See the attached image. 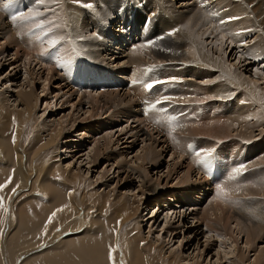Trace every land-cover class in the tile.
Masks as SVG:
<instances>
[{
	"label": "bare ground",
	"instance_id": "6f19581e",
	"mask_svg": "<svg viewBox=\"0 0 264 264\" xmlns=\"http://www.w3.org/2000/svg\"><path fill=\"white\" fill-rule=\"evenodd\" d=\"M143 1H146V4L137 12L136 27L139 26V23L142 25L146 17L151 14V16H153V19H151L150 23V27L152 28V35L149 37V39H153L159 35H163L162 40L159 39L154 45L150 46L151 49L149 47L146 48L147 46L145 48L143 47V49H148L147 51H149V54L147 55H145L146 52H142L143 49L137 51L138 45H136L134 39L132 41H129L127 39L133 37L130 33H127L125 35L123 31L121 32L122 29H125V32H127L126 25H121L122 16L125 11L119 14V9L123 6L124 0H84L85 3H91L93 5L92 9L83 7L81 4L76 3V0H56V2H49L47 8L43 6H37L39 9H44V11L42 12L43 16L48 17L49 20H51L50 17H52L53 19H57V22L58 20L62 21L64 23L63 25L65 26L70 25L66 27L64 26L66 28V31L62 29L63 25L61 24V27H56V25H59V23H55V20L51 25L54 26V31H56V33L54 34L64 35L66 37L71 36L74 39L73 44L68 43L67 52H69V60L66 62L62 61V59L60 58L61 50L58 49V46L56 49H51L47 45L46 41L53 35V33L51 35V32L50 34H48L49 36H46L47 38L42 37L41 40H37L35 35H30L27 26L25 27V29H23L22 27H14V29H11V33H9L8 35L6 32V34L0 33V58L2 55L5 56L6 52L10 51L13 45L14 50L12 53V59H14V62L11 64H20L19 67L13 66L14 70L12 68L10 72L11 74L0 77V85L2 88V90L0 91V118L5 120V122L0 121L2 124L4 123L3 125H5L3 128H0V148L6 151L5 156H3L4 158L10 157V160L17 161L15 164H13L12 162L6 161L2 159V157H0V185H7L3 189H0V197H3V207H0V264H6L1 255L2 247L9 249L8 251L3 250L6 253L5 255H7V258L12 257L11 259L13 262L15 261L20 263L21 261V264H126L125 262H127L128 264H151V261H156L155 264H202V262H199V260L203 258V255H201L200 258H198V256L190 255V258L187 259L184 258L181 252H164L161 237L157 236L156 238H153V226L158 223V221L160 220V216L164 211H167V213L164 216L166 225L163 229L166 230L165 235H167V237L169 235L172 236L176 230L174 224L170 222V220L173 219L174 215L176 217H179L181 221H186L187 226L191 225V232L197 230L198 226L192 227V225L197 220V222L200 221L204 222L205 224L204 226L206 227V232L201 233L203 234V236L208 234L206 235L208 237V240L210 238H217L219 240H217L220 245L218 246L219 249L217 250L216 261L222 260L221 253H223V260H227L225 262L227 264H264V246L259 248L257 247V249L254 250L255 254L252 256V258L249 257L250 249L253 245H255L256 241L260 240L261 238L262 240L264 239V202L259 200L260 198H264V196L259 194L258 190L257 193H254L256 189L255 187H258L259 189H261L260 191L264 192V176L261 175L263 177L259 178L261 179V182H258L255 179V176H257L255 175L256 173H264V138H259L258 136L259 139H257V137H254L255 134H253L254 129H256L257 131V128H263L264 124L262 123L261 119H256L253 123H250L251 117H255L264 112L261 102H259L261 96L259 97V93H257L256 91L264 85V73L262 72L263 69L259 68L258 65L259 70H252L251 75L249 74V77L246 76L247 79L244 77V79L241 80L242 76H239L238 73H236L240 68L239 66L237 70L234 65L229 66L227 64L225 67V64H223L224 62L221 61L220 57H217L213 54L210 55L212 51H209L210 54H207L205 53L207 52L205 48V52H203V47L206 44L205 42L203 47H201L202 45L200 46L201 41L198 43L199 45H196V41L212 39L214 42L211 41V43L213 47H215V50L219 49L218 52L224 53L225 57L227 54L229 57L232 55L233 58V46H229V44H231L233 41L228 42L229 40L227 41L226 38L228 37L227 35L229 34V32L232 36V33L234 31H236L238 35L235 36V33H233L234 37H231L232 39H235V37H241L239 36V34L242 33L240 29L241 25L239 28L241 32L239 31V29L234 30L233 27L228 23L227 24L230 27L228 26V28L223 31V26L225 25L222 22L226 21L228 17H237L239 14L237 13V15H234V13H236L238 9V11L241 12L240 15L244 18V25L242 26V28H245V31L243 30V33L245 32V39H247V36H249L247 41H251L252 39L250 38L256 36L255 42L250 45V47L248 48L249 51L248 53H246V55L250 54L251 57L246 56V58L240 55L237 60L239 63L238 65L242 64V57L244 58L243 62H249L251 66L256 67L258 61L261 60L262 55L264 57V53L262 55L256 54L260 50L264 52V0H139L137 1V4ZM34 2H37V0H33V3ZM32 7L33 8L30 9V11L37 8L34 6ZM53 7L54 9L52 10ZM224 8L228 10L226 11V14L222 15V9ZM235 8L236 11L234 10L235 12L232 13L233 9ZM145 11L148 12L147 15L145 14ZM3 16V11H0V32H4L2 30L6 31L9 27H11L6 24V18ZM243 18H239L240 21ZM233 21H235V19L232 20L231 23ZM113 22L114 26L111 25V27L119 26V28H121L120 35L119 33L115 32L116 29L114 30V28L112 29L109 26ZM105 25L107 26V28L109 27L111 29L109 30L108 28L107 35V29ZM212 25H214L213 28ZM95 27L97 29L95 31L96 33L92 34L91 32ZM173 30L178 31H176L174 35L169 36L168 33ZM19 37H21V39H19ZM80 37H84V39H80ZM106 37L110 39V42L105 40ZM242 37H244V35H242ZM196 38L198 40H196ZM229 38L230 37H228L227 39ZM236 40H239V38ZM227 43L228 45H226ZM243 44L244 43H242L241 46ZM245 44L247 43L245 42ZM132 45H135L137 47L135 51L130 50V47ZM72 47H75L77 49V51L79 52L78 55L71 52ZM98 47H100V55H103L107 52V56L114 60L112 64L116 63V61H119L118 65L116 64V67L112 66L111 72L115 73L118 78L125 79L127 82L122 83L123 86L116 85L117 83H115L114 85L109 84V88H122V90H125L128 94L129 92L125 89V87L131 81H135V88L139 89V92L142 93L145 91L144 85L139 84L143 83V78L141 76L143 75V73L140 72V68H144L145 65L162 64L163 70L169 73H173V76L168 78L170 80H168L170 82V85L171 80H173L176 83H179L180 90L183 89V87L196 88L198 84L197 81L195 82L194 80L195 76L210 79L212 77H216L215 79L217 83L214 86L208 88L201 87V90L203 93V98L205 97V99L209 100V102H207L208 104L211 103V108H213V106L217 107L218 105V108L225 111L221 116L219 115V118H221L220 120H222L221 122L223 123V126H221V128H215L216 126L221 124H219V122L217 121L218 119H216L214 120V122L217 121L218 124H216V126L213 125L214 122L212 115H202L203 117L197 120V117L193 119L192 117L190 118L189 115H186V117L184 118L181 117L182 119L180 121L179 119H177V121L173 122V124L169 126V124L166 122V117L172 115L171 112H169L165 116L163 122L161 120L162 123H157L159 127L161 126L165 128V131L158 128V142H156V139H153L154 135H151L148 130H144L140 126L137 127L139 129L141 128L139 131L140 133L142 132L141 136H147V139H150H148L147 141L152 142V147L154 145L156 147L155 149L158 148V143L164 144V142L161 141V139L163 138L161 133H165V135L167 134L169 136H172V134H183V137L185 139L193 136L195 133L199 135H209V139L213 142V144H215L218 139L216 138L214 131L218 129L219 131H217L216 133L222 139L224 137H230V139L233 138L234 141H236L234 142L235 146H231V149H219L220 151H216L217 157H220L221 160L228 158L229 164L221 168L220 172H224L223 175L220 178L213 180L214 194H212L213 198H211L209 202L211 204L208 205V207H211V210L205 211L200 219L195 215L196 208L192 209L193 207H191L185 200V198L182 197V195L175 189H173V194L171 196H165L166 201L168 202V208L164 210L165 206L162 205L161 201V198L164 196V194L160 189V186H151L147 185V183L142 182V185L140 186L142 189L138 195H140L141 197L145 194L147 195H145L144 199H138L137 201H135V197L133 195H128L132 192H117L115 188L110 187L111 183H107L106 180H104V175H107L110 172L108 167L105 169V171L100 172L99 174L97 173V179L93 181V179H91L89 176L90 172L99 168L100 161H106L107 163H109L110 160L103 153V150L101 152V149H97L95 146L91 147L90 153L81 156H86L88 160L86 164L87 169L85 171L87 174H85V172L83 173L81 169L83 165L81 164L71 171H64L62 170L63 168L60 169L58 167V161L61 160L62 155H66L68 152V156L70 153H73L77 150L71 148V142H74L71 140L73 139L71 138L70 140H67L68 137H66L67 131L69 129L73 130L74 128H76V125H74L73 123L72 125L64 121L63 118L57 121L48 122L47 110L50 109L48 101L46 103V109L43 110L41 117H36L41 103L43 102V100H46L45 97L35 92V88L37 86L36 83L41 84V81H43L44 83L48 84V89L53 87L56 83H64L65 78L64 74H61L62 67L60 66L65 65L66 67L69 63L77 58H82L86 62L97 66V64L99 63V59L95 54V49H97ZM62 49L64 50V47H62ZM23 50H26L29 53ZM50 52H55L56 55L49 63L45 61L44 56L45 54H49ZM218 52L216 51V54ZM41 53L45 54L41 55ZM237 56L232 60L237 59ZM62 58L66 57L64 56ZM3 59L4 58H2V60L0 61L1 69L2 66H10V64L8 63H1L3 62ZM57 61H59V63H57ZM190 62H194V64L196 65H189L188 63ZM37 65L39 66V70L35 71V69H37L35 68ZM244 65L245 64H243L241 67L244 68ZM33 66L34 70L32 69ZM23 68L25 70L20 71ZM74 68L77 67L74 66ZM161 73L163 75V72L161 71L159 72V75H161ZM133 77L135 78L134 80H132ZM103 79H106L109 82L107 77L104 76ZM201 82L198 83L201 84ZM62 86H64V84H61L59 88L54 89L61 91L63 89ZM201 86H203V84ZM104 89L105 87H103V90ZM238 89H240L241 91L239 95ZM94 90L95 89H88L87 87H85L82 92L86 93L77 95V98H79L80 107L82 105H89L87 106V112L85 113L89 115L87 121L94 119V112H99V110H102V108L106 107L107 112L111 111L112 108H115L114 103L118 101V97L120 96L116 93L118 97L115 96V99V97H113V92L115 91H113L112 93L108 94L101 92V97H99L97 93L98 91L95 90L96 93L94 94ZM193 90L191 91L193 92ZM198 90L200 91V89ZM44 92L45 88L43 87L42 93ZM69 92H71V90H69ZM188 92L189 91H187V94ZM192 92L190 93L191 95ZM187 94L183 96L189 97L190 95ZM72 95L74 96L76 94L72 92L71 95L68 96V98H72ZM134 95L137 96L138 94L134 93ZM178 96L181 95L179 94ZM242 96L246 98V100H244L246 101V104L241 103V101L243 102V100L239 98H241ZM195 98L194 101L197 102L194 103H198L199 99L195 100ZM203 98H200V100ZM119 99V103L121 105L124 104L125 106V109L122 112L124 114V117H122L121 119H126L129 121V115L131 114L129 110L131 107H128V104L130 100L128 101L129 98L127 97V95H123L119 97ZM56 101L57 99H55L54 103ZM203 101L207 100L203 99ZM189 102L193 104V102H191V99ZM120 104L119 106H121ZM131 104L134 105V102H130L129 106H131ZM177 104L179 103L177 102ZM136 106L139 107V105L137 104ZM172 109H174V107ZM189 111L190 108L188 112ZM202 112L204 111L202 110ZM194 114L191 115L193 116ZM173 115L177 116L176 113H174ZM205 119H207L208 122H206ZM16 124L18 125L15 126ZM172 128H174L175 130H169ZM27 129L29 133H31V135L36 134L34 133V131L37 132L36 137L31 140V143H29L30 145H32L31 153L28 151L30 154L23 152L20 147L21 142L23 141L25 130ZM262 131L264 133V130ZM2 133H4V135H2ZM196 135L194 136L196 137ZM198 137L200 138V136ZM172 141L173 140H171V142ZM182 141H184L183 138ZM221 141L219 143H221ZM174 142L175 141H173V143ZM197 142H199V140ZM202 142L205 143V141ZM21 146L23 148V145ZM75 147H83V143L78 142L76 143ZM238 147H244L243 152H239ZM34 148L36 149L33 150ZM198 148L201 149L200 147ZM150 149L146 150L148 152L143 155V157H141L140 155V157L138 156L139 158L137 159L141 160L142 162L139 168L145 171L146 168L144 164L155 165L157 163L158 157H161L162 159L161 155H163L162 151L160 153H157V150L150 151ZM43 150L46 152H50V154L52 153L54 162L52 163L51 161V163H49L48 159L46 158L47 160L44 161V163H46L44 164V169L46 172L44 174L36 176V178L33 179V168L35 164L34 155H36L37 152ZM32 154L33 158L31 157ZM180 155L181 157H176V155H174V152L172 153V161H174V163L172 165H169V168L171 166H184V162L183 164H179L181 163L183 157L182 153ZM191 156L196 155L192 154ZM242 156L243 158L249 157L248 160H246L247 162H250L248 163L250 164V166L248 165L249 167H247V169L249 168V170L247 171H245L246 168L243 164L246 161H243ZM81 157L80 159H82ZM25 158L28 159V161H26ZM176 159L181 161H178ZM199 159L200 157H198V160H194L199 161ZM195 163L196 162L192 164ZM109 165L110 164H108V166ZM158 165L159 164H157V166ZM237 167H243L244 169L240 174L237 175L236 179L233 180L230 177L234 169ZM253 170L255 171L251 173ZM60 174L63 175L64 178L60 176ZM191 174V169L187 168V171L183 176H181L180 179L176 177L179 180L178 185L183 186L185 189L189 188V190L185 191V194L188 193V198L190 197V192H194L200 189V186H198L199 184H195L197 180H195V182L193 181V186L189 187L187 185L188 183H192V178L190 177L192 176ZM197 175L200 177L202 176L200 175V171ZM138 179H141L140 175H138ZM39 184L40 186H38ZM144 185H147L146 188H144ZM250 185H252L253 188H250ZM99 186L103 188L102 191L98 189ZM220 187H224L229 191L230 195L227 200L230 202H226L219 196L218 193ZM184 188H182L181 190H184ZM40 192H44V200L42 201L39 199V203V200H36V193ZM78 192H81L82 195L78 194L80 196V199L77 198V200L76 196L78 195L76 194ZM206 193H204V195ZM240 193L241 196H235L237 194L240 195ZM254 194H258L259 196H250ZM147 196H149V198L152 197V199H157L160 208H157L156 206L157 211L155 213H152L151 216L145 220L146 215L143 217L140 215L142 210V203L146 204L148 208L151 202V199H148L146 201ZM17 198L21 199V201L18 204H15L14 200ZM167 198H170V200H168ZM252 198H255L256 200ZM203 199H205V197H203ZM131 200H133L132 203ZM173 202H176L177 205H172ZM214 202L216 203V206L214 205ZM82 203L87 206L88 209H86V211L89 209H94L95 212L98 213V215L102 214V220L95 219L92 225H88L87 229H85L84 231H76L74 233L71 232L69 234H65V231L69 228H79L80 221L83 222L82 219L84 217V219H86V216H83L86 215V213L81 212V209L79 208L80 204ZM237 204L238 215H245L244 219L246 221L243 222V220H241L242 222H240V220H238V223L237 225H235L234 230L224 231L223 236H220L218 233L216 234V236H209L211 232L223 230V228H220L218 225H214L213 221L209 217L213 216L216 212L219 211V215L216 216L215 219H217L218 221H222L223 224H225L224 219L226 215L224 214V211H229L231 207L233 208V206ZM57 209H62V211H56ZM162 209V213H159V211ZM82 210H84V208ZM53 212H57L58 216L55 218V220L52 219L51 223H49V218L52 217ZM208 212H210V214ZM105 216H107V218H105ZM191 216H193V221L189 220ZM130 221L136 222L133 223V226L131 224L129 225V227H133L132 230L127 232L126 237H123V235L121 236V226L124 222L127 224ZM149 221H152V226L149 227L150 230L148 232V235L142 236L141 232H138L141 228L137 225L138 223H147ZM63 222L66 223L65 225H63V228H61L60 223ZM226 222H228V219L226 220ZM113 223H115L116 225L112 226ZM46 226L48 227L47 231L44 230ZM58 226L61 229L55 228ZM64 228L65 230L62 232ZM237 232L238 235H236ZM262 232L263 236L260 237ZM58 233H60L61 236L58 235ZM234 235H236V237L238 236L237 239L233 238ZM241 235L246 238V241L242 248H238L237 240ZM170 238L171 237H169V240ZM176 238H178V242L181 243L180 247L182 249L184 247L183 241L185 240V237L181 238V240L180 236H176ZM229 241L230 248H233L232 251H228L226 249L225 244H228ZM35 245L37 246L32 248V246ZM19 249H21V251H26V254H24V259L21 258V251L20 254L18 252ZM220 250L222 251L220 252ZM235 251L237 252L236 257H230L231 255L235 254ZM110 253L112 257L111 259ZM151 254L155 255L154 258H151ZM156 255H159V258H157ZM158 260L162 263L158 262ZM207 264H211V262H208Z\"/></svg>",
	"mask_w": 264,
	"mask_h": 264
},
{
	"label": "rangeland",
	"instance_id": "374dc122",
	"mask_svg": "<svg viewBox=\"0 0 264 264\" xmlns=\"http://www.w3.org/2000/svg\"><path fill=\"white\" fill-rule=\"evenodd\" d=\"M32 3H33V0H32ZM34 3H37V2H34ZM238 5V4H237ZM37 6H41V5H37ZM37 6H34V7H37ZM33 8V7H32ZM32 8H30V9H32ZM38 8V7H37ZM56 8V7H55ZM237 8H238V6H237ZM30 9H29V11L27 10L26 11V14L28 13V12H30ZM54 9V7L52 8V10ZM224 9H226V8H224ZM42 12L44 11V9L43 8H41L40 9ZM236 11V8L235 9H233V11H232V13L233 12H235ZM231 13V14H232ZM237 13L240 15L241 14V12H239L238 11V9H237V12L236 13H234V15H237ZM145 14L147 15L148 14V12H146L145 11ZM238 15V16H239ZM237 16V17H238ZM236 17V16H235ZM51 18V20H52V24L54 23V20H55V23L57 22L56 20L57 19H53L52 17H50ZM239 18H243L241 15L239 16ZM236 21V22H235ZM235 21H233L232 23L231 22H227V20L226 21H223L222 23L225 25V26H223L224 27V29H223V31H225V29L226 28H228V24H230L232 27H233V29L235 30V29H239L240 28V25H241V31H242V33H240L241 31H240V29H239V33L241 34H239V36H241L242 37V35H244V37H242V39H241V37H238L239 38V40H236V39H238L237 37H235V41L231 38V37H234L233 36V33H235L234 35L236 36V35H238V33H236V31H234L233 33H232V36H231V34H230V32H229V34H230V36H229V34L227 35L228 37H230L229 39H227L226 38V40L228 41V42H231V41H233L231 44H229V46L230 47H232L233 46V55H234V57H236L237 55V59H234V60H232L233 58H232V55L229 57L227 54H226V57H225V55H224V53H221V52H218V50L219 49H216L215 50V47H213V45H212V43H211V41L212 42H214L212 39L210 40V39H205L204 41L203 40H199V41H196V45H199L198 43L200 42L201 44H200V46L201 47H203V45L205 44V45H207V46H205L204 45V47H203V52H205V50L207 51V52H205V53H207V54H210V52H211V54L210 55H215V56H217V57H220L221 58V61H223L224 63L223 64H225V67H226V65L228 64L229 66L230 65H234L235 66V68H236V70L238 69V66L240 67L238 70H237V72L236 73H238V75L240 76H242V78H241V80L242 79H244V77L247 79V77L246 76H250L251 75V71L252 70H259V68H261V69H263L262 70V72L264 73V57H263V51L262 50H260V51H258V53H256L257 55H262V58H261V62L260 61H258V63H257V65H256V67H253V66H251L250 64H249V62H243V60H244V58H242V57H251V55L249 54V55H246V53H248V51H249V47H250V45H252L254 42H255V40H256V36H253V37H251L250 39H252L251 41H247L248 40V38H249V36H247V39H245V32L243 33V30L245 31V28L243 29L242 28V26L244 25V18L240 21V19L238 20H236L235 19ZM20 25H19V24ZM59 23V25L61 24V25H63L64 23L62 22V21H59L58 20V22H57V24ZM103 23V22H102ZM105 23H106V21H105ZM221 23V24H222ZM228 23V24H227ZM242 23V24H241ZM6 24L8 25V26H11V27H9L6 31L5 30H2V31H4V32H0V33H7V35L9 34V33H11V29H14V27H21V22H19V21H17V22H11V21H9V20H7L6 19ZM12 24H13V26H12ZM52 24H50V25H48V26H50L51 28H52V32H51V35H52V33L54 34V33H56V31H54V26H51ZM237 24H238V26H237ZM111 25H113L114 26V22L112 23V24H110L109 26L111 27ZM138 25H140V23L138 24ZM65 25H63L62 26V29L64 30V31H66V26L64 27ZM111 27L112 29L114 28V30L116 29V31L115 32H117V33H119V35H120V30H121V28H119V26H117V27ZM213 26L214 25H212V28H213ZM237 26V27H236ZM5 27V26H4ZM26 27V26H25ZM25 27H22L23 29H25ZM105 27H106V35L108 34V28H107V26L105 25ZM208 27V26H207ZM230 27V26H229ZM4 29V28H3ZM27 29L29 30V28L27 27ZM99 29V28H98ZM215 29V28H214ZM33 31H35V29L33 28L32 29ZM97 29H96V27L93 29V31L91 32L92 34H94V33H96L95 31H96ZM109 30H111L110 28H109ZM232 30V29H231ZM230 30V31H231ZM119 31V32H118ZM123 31V33L125 34V29H122L121 30V32ZM247 31V30H246ZM232 32V31H231ZM5 33V34H6ZM247 33V32H246ZM50 34V33H49ZM50 35V36H51ZM56 35V34H55ZM114 35H115V33H114ZM119 35H116V36H119ZM47 36H49V35H47ZM112 36H113V34H112ZM43 38H47L46 36H43ZM127 39H129V38H127ZM149 39V38H148ZM147 39V40H148ZM246 41H245V40ZM47 40V39H46ZM45 40V41H46ZM105 40L106 41H108V42H110V39L108 38V37H106L105 38ZM196 40H198L197 38H196ZM209 40V41H208ZM244 41V42H242V41ZM205 42V43H204ZM236 42V43H235ZM238 42V43H237ZM245 42L247 43V44H245ZM210 45H209V44ZM242 43H244L242 46H241V44ZM62 44H64V45H62ZM62 44L61 45H58V49H60L61 50V54H60V58L62 59V61H68L69 60V57H68V54H69V52H67V50H68V43H65V42H62ZM66 44V45H65ZM100 44H101V42H100ZM239 44V45H238ZM136 45H138L137 43H136ZM226 45H228V43L226 44ZM249 45V46H248ZM20 46V45H19ZM21 46H22V43H21ZM20 46V47H21ZM239 46H241V47H239ZM62 47H64V50L62 49ZM146 46H144V48H145ZM150 48V46H147L146 48ZM206 48V49H205ZM214 48V49H213ZM227 48V47H226ZM246 48V49H245ZM151 49V48H150ZM205 49V50H204ZM238 49V50H237ZM13 50H14V46L12 45V49L10 50V51H8V52H6V54H5V56H1V58H0V61L2 60V58H4L3 59V62H1V63H5V64H10V66H2V69L0 68V77H3L4 75H8V74H11L10 72H11V70H12V68H13V66L14 67H19L20 66V64L18 65H12L11 63H13L14 61V59H12V53H13ZM96 51H95V54L97 55V58L99 59V63L97 64V66H95V67H98L101 71L100 72H105L104 73V75H103V77L105 76V77H107V79L109 80V82L106 80V79H104V80H106V85L104 86L105 87V89L104 90H107V92H104L103 90H100V88H96L95 90L96 91H98L97 93H98V95H99V97H101V94L104 92L105 94H108V93H112L113 91H115V92H113V97H118V95H120L119 97H121V96H125V95H127V97L129 98L128 99V101L130 100V102H134V105H132L131 104V106H129L130 105V102H129V104H128V107H131L130 108V120L128 121V120H126V119H121L122 117H124L123 115V110L125 109V106H124V104L123 105H121L120 103H119V97H118V101L117 100H115V101H117V102H115L114 104H115V108H112V110L111 111H108L107 112V110H106V107L105 108H102V110H99V112L97 111V112H94V115H95V118L94 119H92V120H88L87 121V119L89 118V115L88 114H85L86 112H87V106H89V105H82L81 107L79 106V98H77V95H79V94H82V93H86V92H82L83 91V89H80V90H75L74 89V87H72L73 85H71L70 83H68L67 81H66V79H65V81H64V83H56L53 87H51L50 89H48V84H46V83H44L43 81H41V84H39V83H36V88H35V92L36 93H38V94H40L41 96H43V97H45L46 98V100H43V102L41 103V106H40V109L37 111V114H36V117L38 116V118H40L41 117V115H42V112H43V110H45L46 109V103H47V101L49 102V107H50V109H48L47 110V121L48 122H53V121H57V120H59V119H62L63 118V120L64 121H66V122H68V123H70V124H74V125H76L75 127L76 128H74L73 130H71V129H69L68 131H67V133H66V137H68L67 138V140H70L71 138L73 139V140H71V141H74V142H71V148L72 149H77L75 152H73V153H70L68 156H67V154H68V152H67V154L65 155H62L61 156V160L60 161H58V164H59V168L60 169H62V170H67V171H71V170H74V168H77L80 164L81 165H83V167L81 168L82 169V171H83V173L86 171V169H87V166H86V164H87V158H86V156L85 157H81V156H84L85 154H87V153H90V150H91V147L92 146H95L97 149H101V152H102V150H103V153L107 156V158L108 159H110L109 160V163H107L106 161H100L99 162V168L98 169H96V170H92V172H90V178L91 179H93V181H95L96 179H97V173L99 174L100 172H103V171H105V169L108 167V169L110 170V172L107 174V175H104V180H106V182L107 183H111V185H110V187H112V188H115L116 190H117V192H120V193H127L128 191H130V192H132V193H130V194H128L129 196L130 195H133L134 197H135V201H137L138 199H144L145 198V195H147V194H145V195H143L142 197L140 196V195H138L139 194V192L141 191V185H142V182H144V183H147V185H151V186H160V189L163 191V194H164V196L161 198V201H162V205L163 206H165L164 207V210H166V208H168L167 207V201H166V198H165V196H171L173 193V189H175L177 192H179L181 195H182V197H184L185 198V200L188 202V204L191 206V207H193L192 209H195L196 210V212H195V215H196V217H198L199 219L201 218V216H203V213L205 212V211H207V210H211V207L209 206L208 207V205L209 204H211V203H209L210 202V200H211V198H213L212 197V194H214V191H213V183H210V182H208L206 179H204L203 178V176H198L197 174L198 173H196L195 172V169L193 168L194 167V164H192V163H194V162H198V161H196V160H194V159H197L198 160V156H191L192 154H195V152H189L188 150H187V148L186 147H184V146H186V144L188 143V142H190V144L192 143L193 144V147L195 148L194 150L197 152V151H201V150H204V148H206V149H209V148H212V147H214L215 149L216 148H218V149H225V150H227V149H231L232 147L231 146H235L234 145V142H236V141H234V139L233 138H231L230 139V137H224L223 139L220 137V136H218V134L216 133L217 131H219L218 129H216L215 131H214V134H215V136H216V138L218 139V141L215 143V144H213V142L209 139V135H202V134H197V133H195L194 135H198V136H200V138L196 135V137L193 135V136H191V137H188V138H184L183 137V134H180V135H174V134H172V136L170 137L169 135H165V133H161L162 134V136H163V138L161 139V141L162 142H164V144L166 145H164L163 143H158V148L157 149H155L156 147L153 145V147H152V142H149V141H147L148 139H147V136H141V134H142V132L140 133L139 131H140V129L142 128V129H144V130H148V132L151 134V135H154L153 136V139H156V142H158V139H159V137L157 136V132H158V128L159 129H163V131H165L164 129L165 128H163V127H159V125L158 124H155L154 123V125H156L155 127H157V128H155L154 127V125H153V123H149V121H146V119L144 120L143 118H142V113H141V110L139 109V107L141 106V104H139L138 102H136L137 100L134 98L135 96H132L130 93H131V91H128L129 92V94L125 91V90H122V88H119V89H117V88H109V84L110 85H114L115 83H117L116 85H120V86H123L122 85V83H124V82H126V80L125 79H121V78H118L116 75H115V73H113V72H111V68H112V66H114V67H116V64L118 65V63H119V61H116V63H114V64H112V62H114V60H112L110 57H108L107 56V52L106 53H104L103 55H100L101 53H100V47H98L97 49H95ZM148 50V49H147ZM146 49H143L142 50V52L143 53H145V55H147V54H149V51H147ZM1 51V50H0ZM23 51H25V52H27V53H29L28 51H26V50H23ZM133 51H135V50H133ZM210 51V52H209ZM216 51L218 52L217 54H216ZM229 51V50H228ZM67 52V53H66ZM215 52V53H214ZM65 54V55H64ZM235 54H236V56H235ZM244 56H243V55ZM66 57V58H62V57H64V56ZM240 55L242 56L241 57V59H242V64H240V65H238L239 63H238V57H240ZM101 56V57H100ZM104 56H105V58H104ZM225 58H224V57ZM103 57V58H102ZM246 57V58H247ZM106 58H107V60H106ZM227 58V59H226ZM104 60V61H103ZM106 60V61H105ZM225 60H226V62H225ZM71 62V61H70ZM253 63H254V61H253ZM70 64V63H69ZM68 64V65H69ZM103 64V65H102ZM108 64V65H107ZM189 65H191V64H193V65H196V64H194V62L193 63H188ZM243 64H245L244 66V68L243 67H241ZM39 65V64H38ZM36 66L35 68H37V69H35V71L37 70H39V66ZM67 65V66H68ZM258 65H259V68H258ZM12 66V67H11ZM66 66V67H67ZM60 67H63V68H65V65L64 66H60ZM104 67V68H103ZM193 67V66H192ZM107 68V69H106ZM246 68V69H245ZM33 70H34V66H33V68H32ZM109 69V70H108ZM116 69V68H115ZM13 70H14V68H13ZM25 69L23 68V69H21L20 71H24ZM63 70L64 69H62V73H63ZM108 70V71H107ZM243 70H244V72H243ZM247 70V71H246ZM241 71V72H240ZM2 74V75H1ZM170 74H173L172 72L170 73ZM243 74V75H242ZM250 74V75H249ZM161 75H162V73H161ZM218 76V75H217ZM64 78H65V75H64ZM189 78H191V77H189ZM189 78H186V79H189ZM195 78V79H194ZM193 79L195 80V82L197 81V86H196V88L195 87H193V88H187V87H183V89H179V83H176L175 81H173V80H171V85H170V80L167 78V77H165L164 79H165V81H166V87H168V89H170V90H172V91H175L176 93V95H181L182 97H184L183 95H186L187 94V91H189L188 92V94L187 95H190V96H193L194 94H196V95H194L193 97H186L185 96V98L186 99H179L178 97H181V96H178L177 98L175 97L174 99H172L171 101H168L167 103H169V104H167L166 105V109H172L173 107H174V109H178L179 111H180V113H176L177 114V117H178V119H179V121L182 119V118H184V117H186V115H189L190 116V118L192 117L193 119H195L196 117V120L197 119H201L203 116H208V115H212V117H213V122H214V120H216V119H218L217 121L219 122V124H221V125H218V126H216V124H218V122L216 121V122H214L213 123V125H215L216 127L215 128H221V126H223V123L221 122L222 120H220L221 118H219L225 111L223 110V109H220V108H218V105H217V107L216 106H213V108H211L210 107V104L211 103H207V102H209V100L208 99H205V97L203 98V93H202V90H201V87H205V88H208V87H212V86H214L217 82H216V77L214 78V77H212L211 79L210 78H203V77H199V76H195ZM215 80H214V79ZM197 79V80H196ZM202 79H204V80H202ZM169 80V81H168ZM200 80V81H199ZM209 80V81H208ZM214 80V81H213ZM111 81H113V82H111ZM128 81V80H127ZM202 81V82H201ZM204 81H206L207 83H209V84H207L206 82H204ZM212 81V82H211ZM183 82V81H182ZM198 82H201V84L200 83H198ZM264 82V81H263ZM44 83V84H43ZM119 83V84H118ZM127 83V82H126ZM130 83H135V81H131ZM174 85H173V84ZM61 84L63 85L64 84V86H62L63 87V89L61 90V91H59V90H55L54 88H59V86H61ZM203 84V86H201ZM206 84V85H205ZM4 85V84H3ZM136 85V84H135ZM172 85L174 86L173 88H172ZM205 85V86H204ZM46 86V87H45ZM56 86V87H55ZM137 86H138V84H137ZM136 86V87H137ZM177 86V87H176ZM43 87L45 88V92L44 93H42V89H43ZM67 88V89H65V88ZM176 87V88H175ZM199 87V88H198ZM263 87V88H262ZM184 88H187V89H184ZM140 89H141V87H140ZM190 89V90H189ZM194 89V90H193ZM198 89H200V91L198 90ZM2 90V88H1V85H0V91ZM50 90V91H49ZM68 90V91H67ZM69 90H71V92H69ZM94 90V91H95ZM136 90V91H135ZM191 90H193V92L191 91ZM59 91V92H58ZM93 91V93L95 94L96 93V91L94 92ZM135 91V92H134ZM134 93H136V94H139V93H141V92H139L140 90L139 89H136L135 87H134ZM180 93H179V92ZM186 91V92H185ZM198 91V92H197ZM257 91V93H259L258 94V96L260 97V99H259V102H261V105H262V107H263V109H264V85L263 86H261L259 89H257L256 90ZM48 92V93H47ZM56 92H58V93H56ZM68 92H69V94H68ZM75 93L76 95H72V98L71 97H69L68 98V96H70L71 95V93ZM102 92V93H101ZM183 92V93H182ZM192 92V95L190 94ZM195 92V93H194ZM240 89H238V95L240 94ZM45 93H47V94H45ZM60 93H61V95H60ZM67 94V96H66V94ZM101 93V94H100ZM118 95H117V94ZM184 93H186V94H184ZM202 93V94H201ZM43 94H45V95H43ZM58 94V95H57ZM114 94H116V95H114ZM174 94V95H175ZM198 94V95H197ZM261 94V95H260ZM175 95V96H176ZM200 95V96H199ZM50 96V97H49ZM57 98H56V97ZM202 96V97H201ZM43 97H41V98H43ZM48 97V98H47ZM116 97H115V99H116ZM196 97V98H195ZM198 97V98H197ZM52 98V99H51ZM188 98H189V100H188ZM194 98H195V100H198L199 99V101H198V103H194V102H197V101H194ZM200 98H203L204 100H207V101H203V99H201L200 100ZM55 99H57V101L54 103V101H55ZM63 99V100H62ZM190 99H191V102H193V104L192 103H190L189 101H190ZM239 99H242L243 100V102L241 101V103L242 104H246L245 102L246 101H244V100H246V98L245 97H241V98H239ZM12 100H13V98H12ZM136 100V101H135ZM179 103V104H177V102ZM185 101V102H184ZM109 102H111V101H109ZM174 102V103H173ZM121 105V106H119V104ZM182 103V104H181ZM184 103V104H183ZM185 103H187V104H185ZM201 103V104H200ZM74 104V105H73ZM136 104L137 105H139V107L138 106H136ZM177 104V105H176ZM189 104V105H188ZM191 104V105H190ZM198 104V105H197ZM205 104V105H204ZM125 105H127V104H125ZM169 105H170V107H169ZM181 105V106H180ZM187 105V106H186ZM193 105V106H192ZM63 106V107H62ZM74 106V107H73ZM117 106H118V108H117ZM176 106V107H175ZM177 106H180V107H177ZM188 106H190V107H188ZM195 106H196V108H195ZM198 106V107H197ZM124 107V108H123ZM168 107V108H167ZM182 107V108H181ZM200 107V108H199ZM202 107V108H201ZM215 107V108H214ZM180 108V109H179ZM185 110H184V109ZM189 108H190V111L188 112V110H189ZM198 108V109H197ZM184 111H183V110ZM117 110V111H116ZM202 110L204 111V112H202ZM213 110V111H212ZM215 110V111H214ZM120 111V112H119ZM182 111H183V114H182ZM187 111V112H186ZM201 111V112H200ZM113 112H115V113H113ZM119 112V113H118ZM185 112V113H184ZM217 112V113H216ZM188 113V114H187ZM195 113V114H194ZM198 113V114H197ZM204 113V114H203ZM209 113H211V114H209ZM213 113V114H212ZM264 112H262L260 115H257V116H255V117H251V122L250 123H253L256 119H261V121H262V123L264 124V114H263ZM116 114V115H115ZM118 114V115H117ZM191 114H194V115H196V116H192ZM201 114V115H200ZM179 115V116H178ZM203 115V116H202ZM215 115H216V117H215ZM220 115V116H219ZM259 116V117H258ZM182 117V118H181ZM200 117V118H199ZM218 117V118H217ZM109 118V119H108ZM253 118H255V119H253ZM0 119H2V118H0ZM135 119H137V120H135ZM73 122H72V121ZM76 122H75V121ZM1 122H5V120L4 119H2V120H0ZM71 121V122H70ZM145 121V122H144ZM205 121L206 122H208V120L207 119H205ZM0 122V128H3L5 125H3L2 123ZM148 124H150V125H148ZM75 123H77V124H75ZM72 124V125H73ZM3 125V126H2ZM18 124H16L15 126H17ZM212 125V124H211ZM138 126H140L141 128L139 129V128H137ZM264 126V125H263ZM152 129V130H151ZM172 129H174V128H172ZM172 129H169V130H171V131H174V130H172ZM208 130H209V128H208ZM262 130H264V127L262 128V127H259V128H257V131H256V129H254L253 130V134H255L254 135V137L256 138L257 137V139H259V138H264V133H263V131ZM29 133V131H28V129L27 130H25V133H24V136H23V141L21 142V145H23V148H22V146L20 145V147H21V150L23 151V152H25V153H27V154H30L31 153V146L32 145H30L29 143H31V140H33L34 139V137H36V135H37V132H35L34 131V133H36V134H32L31 135V133H27V132ZM76 131V132H75ZM255 131V132H254ZM175 133H177V132H175ZM137 134H139V135H137ZM160 134V135H161ZM207 134V133H206ZM2 135H4V133H2ZM1 135V136H2ZM29 135V136H28ZM44 135H46V134H44ZM260 135H262V136H260ZM75 136V137H74ZM135 136V137H134ZM138 136V137H137ZM166 136V137H165ZM178 136V137H177ZM179 136H181V137H179ZM258 136H259V138H258ZM158 137V138H157ZM168 137V138H167ZM176 137V138H175ZM193 137V138H192ZM205 137V138H204ZM218 137H220V138H218ZM138 138V139H137ZM166 139V141H165V139ZM171 138V139H170ZM172 138H174V139H172ZM182 138H183V140L184 141H182ZM192 138V139H191ZM226 138V139H225ZM164 139V140H163ZM204 139H206V140H204ZM223 140V141H221V140ZM229 139V140H228ZM102 140V141H101ZM137 140V141H136ZM150 140V139H149ZM171 140H173V141H175L174 143H173V141L171 142ZM187 140H188V142H187ZM199 140V142H197ZM201 140V141H200ZM208 140V141H207ZM221 141V143H219L220 141ZM225 140V141H224ZM144 141V142H143ZM176 141H177V143H176ZM181 141H182V145H181ZM202 141H205V143L204 142H202ZM78 142H81V143H83V147H78V148H76L75 146H76V143H78ZM212 142V143H211ZM185 143V144H184ZM217 143H218V145H217ZM100 144V145H99ZM184 144V145H183ZM197 145V146H196ZM218 146V147H215V146ZM150 146V147H149ZM178 146V147H177ZM205 146V147H204ZM163 147H164V149H163ZM188 147V146H187ZM197 147V148H196ZM198 147H200L201 149H199ZM203 147V148H202ZM150 148H153V149H150ZM36 148H34L33 150H35ZM149 150L150 149V151L151 150H157L156 152L157 153H160L161 151H162V154L163 155H161L162 156V159H161V157H158V159H157V163L155 164V165H151V164H148V165H146V164H144V166H145V168H146V171L145 170H143V169H141V168H139L140 166H141V160H137L139 157H140V155H141V157H143V155H145L148 151H146V150ZM238 151L239 152H243V150H244V147H242V148H240V147H238ZM30 153H29V152ZM79 151V152H78ZM5 150H3L2 148H0V157H2V159H4V160H6V161H10V162H12L13 164H15L17 161H13V160H10L8 157H6V158H4L3 156H5ZM174 152V155H176V157H181V153H182V161L181 160H178V159H176V160H178V161H181V163H179V164H183V162H184V166H182V167H180V166H177V167H173V166H171L170 168H169V165H172L173 163H174V161H172V153ZM202 152V151H201ZM184 153V154H183ZM192 153V154H191ZM46 154V155H45ZM244 155V154H243ZM139 156V157H138ZM31 157L33 158V154L31 155ZM80 157L82 158V159H80ZM110 157V158H109ZM48 159V161H49V163H51V161H52V163L54 162V158H53V155H52V153L50 154V152H46V151H39V152H37V154L36 155H34V159H35V164H34V168H33V174H34V177H33V179H35L36 178V176H38V175H40V174H44L46 171H45V169H44V164H46V163H44V161L45 160H47ZM51 158V159H50ZM194 158V159H193ZM248 158L249 157H246V158H243V156H242V159H243V161L245 160H248ZM251 158V157H250ZM191 159V160H190ZM25 160L26 161H28V159H26L25 158ZM25 161V162H26ZM189 163V164H188ZM195 163V164H196ZM248 163H250V162H245V163H243L244 165H245V168H246V170L245 171H247V170H249V168L247 169V167H249L250 166V164H248ZM108 164H110L109 166H108ZM114 164V165H113ZM157 164H159L158 166H157ZM198 164V163H197ZM247 165V166H246ZM249 165V166H248ZM244 167V166H243ZM242 167V169H244ZM187 168L189 169H191V175L192 176H190L191 178H192V180H191V182L192 183H188L187 185L189 186V187H191V186H193L194 185V182H195V180H197L196 181V183L195 184H199L198 186H200L199 188V190H197V191H194V192H190L189 193V198H188V193L187 194H185L186 192V190H189V188H184L183 186H180V185H178V183H179V180L177 179V178H181V176H183L184 175V173L187 171ZM134 169H136V170H134ZM185 169H186V171H185ZM193 169V170H192ZM44 170V171H43ZM255 170H256V167H255ZM255 170H253L251 173H253ZM134 171V172H133ZM173 172V173H172ZM135 173V174H134ZM85 174H87L86 172H85ZM144 174V175H143ZM138 175H140V177H141V179H138ZM255 175H257V176H255V179H256V181H258V182H261V179H259V178H261V177H263L264 176V173H256ZM261 175H263V176H261ZM60 176H62L63 178H64V176L63 175H61L60 174ZM92 176V177H91ZM198 176V177H197ZM259 176V177H258ZM177 177V178H176ZM257 177V178H256ZM200 178H202V179H200ZM194 181V182H193ZM177 183V184H176ZM62 184V183H61ZM210 184V185H209ZM42 185V184H41ZM147 185H144V188H146V186ZM38 186H40V184L38 185ZM252 185H250L249 187L250 188H253V186L251 187ZM102 187H98V189L100 190V191H102L103 190V188L101 189ZM182 188H184V190H181ZM256 188V189H255ZM254 189H255V192L254 193H257V190H258V193L259 194H261L262 196H264V192H262V191H260L261 189H259L258 187H255ZM262 188V187H261ZM253 189V190H254ZM40 191H42V190H40ZM169 191V192H168ZM193 191V190H192ZM209 191V192H208ZM167 192V193H166ZM207 192V193H206ZM81 192H78L76 195H82V193L80 194ZM204 193H206L205 195H204ZM37 195V199L36 200H44L43 198H44V192H40V193H36ZM78 195V196H79ZM208 195V196H207ZM38 196H39V198H38ZM43 196V197H42ZM78 196H76V199L78 198V199H80V196L78 197ZM214 196V195H213ZM235 196H241V193H240V195H235ZM250 196H259L258 194L256 195V194H254V195H250ZM133 197V198H134ZM151 197V196H150ZM203 197H205V199H203ZM232 197H234V196H232ZM19 198H21V197H19ZM19 198H17V199H15L14 201H15V204H18L20 201H21V199H19ZM200 198V199H199ZM231 198V197H230ZM77 199V200H78ZM150 200L151 199V202H150V204H149V206H148V208H147V205L146 204H143L142 203V205H141V207H142V210H141V215L140 216H145L146 215V218H145V220L148 218V217H150L151 216V214L152 213H155L156 211H157V209H156V206H157V208H160V206L158 205V202H157V199H152V197L151 198H149V196H147V198H146V201L147 200ZM168 200H170V198H167ZM177 199V198H176ZM252 199H254V200H256L255 198H252ZM263 199V200H262ZM40 200L38 201L39 203H40ZM197 200V201H196ZM260 201H262V202H264V198H260L259 199ZM132 201L133 200H131V203H132ZM36 202V201H35ZM176 202H173L172 203V205H177V203L175 204ZM157 204V205H156ZM14 205V204H13ZM161 205V206H162ZM213 205V204H212ZM214 205L216 206V203L214 202ZM84 206V207H83ZM24 207V206H23ZM84 208V210H82L83 208ZM219 207V206H218ZM80 209H81V212H84V213H86V215H83V216H86V219H82L83 220V222L82 221H80V223H79V228H77V227H73V229L71 228H69L68 230H66L65 231V234H69V233H71V232H81V231H84L85 229H87V226L89 225H92V223H93V221L96 219V220H102V214H99L98 215V213H96L95 212V210L94 209H89L90 210V212H89V210H87L86 211V209H88L87 208V206L86 205H84L83 203L82 204H80V207H79ZM23 210V209H22ZM93 210V211H92ZM155 210V211H154ZM161 211H163V209L162 210H160L159 211V213L161 212ZM28 212H30V211H28ZM211 212V211H210ZM210 212H208L209 214H210ZM162 213V212H161ZM166 213H167V211H164L162 214H161V216H160V220L158 221V223L156 224V225H154L153 226V229H152V231H153V233H154V235H152L153 236V238H156L157 236H159V237H161V242H162V245H163V247H164V252H170V251H176V252H181V254H183V256H184V258H187V259H189L190 258V255L192 256V255H194V256H198V258H200L201 257V255H203V258H201L200 260H199V262H202V264H207L208 262H211V264H227V263H225L226 261L225 260H223L224 258H223V253H221V258H222V260H220V261H216L217 260V250L219 249L218 248V246L220 245V243L218 242L219 240L217 239V238H210L209 240H208V237L206 236V235H208V234H206V235H204L203 236V234H201L202 232H206V227L204 226L205 224H204V222H197V220L195 221V223H196V225H195V223L192 225V227H197V230H195L194 232H191V230H190V227H191V225H186V221H181V219H179V217H176L175 215L173 216V219L172 220H170V222L172 223V224H174V227H175V232L173 233V235L172 236H168L167 237V235H165L166 233V230L165 229H163L164 227H165V220H164V216L166 215ZM97 214V215H96ZM216 214V215H215ZM213 216H211V217H209L212 221H213V224L215 225H218L220 228H223V230H218V231H216V232H211V234H209V236H216V234L218 233L220 236H223V234H224V231H229V230H234V228H235V225H237V223H238V220H240V222H242L241 220H243V222H245L246 220L244 219L245 218V215H242V216H239L238 215V204L237 205H235V206H233V208L231 207L230 208V210L229 211H224V214L226 215V217H225V219H224V222H225V224H223V222L222 221H218L217 219H215L216 218V216H218L219 215V211L218 212H216ZM159 215V214H158ZM233 215V216H232ZM58 215H57V212H56V216L55 217H52V219H54L55 220V218L57 217ZM200 216V217H199ZM176 217V218H175ZM192 217V218H191ZM190 218H189V220H191V221H193V216H191ZM105 218H107V216H105ZM163 218V219H162ZM235 218V219H234ZM74 219H76V218H74ZM162 219V220H161ZM228 219V222H226V220ZM70 220V219H69ZM135 220V219H134ZM143 220V219H142ZM236 220V221H235ZM190 221V222H191ZM65 223L66 222H63V223H60V227L61 228H63V225H65ZM133 223H136L135 221H130L129 223H123V225L121 226V236L123 235V237H126V234H127V232H129V231H131L132 230V228L131 227H129V225L131 224L132 226H133ZM170 223V224H171ZM126 224V225H125ZM142 224V225H141ZM141 224H139L138 223V225L137 226H140V231H138V232H141V235L142 236H147L148 235V232H149V230H150V228L149 227H151L152 226V221H149V222H145V223H141ZM116 224L115 223H113L112 224V226H115ZM184 226V227H183ZM234 226V227H233ZM59 226L58 227H55V228H59V229H61ZM45 231H47L48 230V227L46 226L45 227V229H44ZM65 230V228L62 230V232ZM73 230V231H72ZM214 230V229H213ZM58 231V230H57ZM157 231V232H156ZM197 231V232H196ZM159 232V233H158ZM176 233V234H175ZM159 234V235H158ZM214 234V235H213ZM58 235H60L61 236V234L60 233H58ZM236 235H238V232H237V234ZM236 235H234V237L233 238H235V239H237V237H236ZM176 236L178 237V236H180V240H181V238H183V237H185V240L183 241V246L185 247H183L182 249H181V243L180 242H178V238H176ZM263 236V232L261 233V236L260 237H262ZM169 237H171L170 238V240H169ZM213 239V240H212ZM240 239V240H239ZM238 240H237V243H238V248H242L243 247V245H244V243H245V241H246V238H244V236L243 235H241L240 236V238H239ZM218 240V241H217ZM209 243H210V245H209ZM229 244H230V241L228 242V244H225L226 245V249L228 250V251H232L233 250V248H230V246H229ZM37 245H35V246H32V248L33 247H36ZM262 246H264V239L262 240V238L260 239V240H257L256 241V243H255V245H253L252 246V248L250 249V255H249V257L250 258H252V256L255 254V251L254 250H256L257 249V247L259 248V247H262ZM22 249V248H21ZM21 249H19V254H20V251H21ZM206 249V250H205ZM208 249V250H207ZM253 249V250H252ZM8 251L9 249L8 248H5V247H2V251H1V255H2V257H3V260L5 261V263L6 264H18L19 262H13L12 261V257H8L7 258V255H5L6 253L4 252V251ZM195 250V251H194ZM259 250V249H258ZM222 250H220V252H221ZM2 252H3V254H2ZM26 251H21V258L22 259H24L25 257V255L24 254H26L25 253ZM163 252V253H164ZM207 252V253H206ZM23 253V254H22ZM235 254L234 255H231L230 257H236V255H237V252L235 251L234 252ZM18 255V254H17ZM154 254H151V258H154ZM157 256V258H159V255H156ZM6 257V258H5ZM254 258V257H253ZM7 260V261H6ZM9 260H11V261H9ZM160 260V259H159ZM158 260V262H160ZM8 261H9V263H8ZM125 262V261H124ZM156 262V261H155ZM155 262L153 261H151V264H155ZM126 264H128L127 262H125ZM160 263H162V262H160ZM19 264H21V261H20V263Z\"/></svg>",
	"mask_w": 264,
	"mask_h": 264
},
{
	"label": "snow or ice",
	"instance_id": "6c2138e0",
	"mask_svg": "<svg viewBox=\"0 0 264 264\" xmlns=\"http://www.w3.org/2000/svg\"><path fill=\"white\" fill-rule=\"evenodd\" d=\"M49 2H56V0H37V3L39 5L45 7V8L48 7ZM76 3L81 4L83 7L88 8V9H92L93 8V5L91 3H85L84 0H76ZM17 4H18V0H5V2L2 5H0V11L8 13ZM11 19L13 20V22H17V21L21 22V27H25V26L29 27V34L30 35H35L37 40H41L43 36H47L50 32H52V28L48 26V25L52 24V21L49 20L48 17L43 16V13H42V11L39 8L31 10L27 14L24 13V12H19L18 14L12 15ZM234 19H239V17H228L227 18V22H231ZM66 26H70V25H66ZM56 27L59 28L61 26L60 25H56ZM33 28L36 31H33L32 30ZM176 31H178V30L170 31L168 33V35L172 36V35L175 34ZM80 39H84V37H80ZM61 42L73 44L74 43V39L71 36L66 37L64 35H55V34H53L52 37L46 41L47 45L51 49H56L57 46L61 44ZM71 52L75 53L77 55L79 54V52L77 51V49L75 47L71 48ZM44 54L45 53H41V55H44ZM57 63H59V61H57ZM147 71L151 72L152 69L149 68V69H147ZM160 83H162V81H159V80H156V81H153V82H150V83H146V84H144V88H145L146 91H151L154 87H156ZM172 99H174V98L173 97H169V96L158 98L154 103L149 105V110L150 111L155 110L157 105H160L162 103V100L163 101H171ZM179 99H186V98L185 97H180ZM162 111H164V110L162 109ZM177 119H178L177 116L170 115V116L166 117V122L169 124V126H171L173 124V122L177 121ZM156 123H160V121H156ZM215 151H216L215 148H211V149L202 150V153H201V151L195 152V155L200 157V159L198 161V164L200 166H202L205 170H208V169H210L212 167ZM242 171H243V169L241 167L235 168L230 178L233 179V180L236 179L237 175L240 174ZM6 186L7 185H0V189H3ZM218 194L226 202H230V201L227 200V198L229 197L230 193H229V191L226 188L220 187ZM2 201H3V197H0V207H3ZM56 211H62V209H57ZM55 215H56V212H53L52 213V217H55ZM52 217L49 218V221H48L49 223H51ZM111 258L112 257H111V253H110V259Z\"/></svg>",
	"mask_w": 264,
	"mask_h": 264
}]
</instances>
